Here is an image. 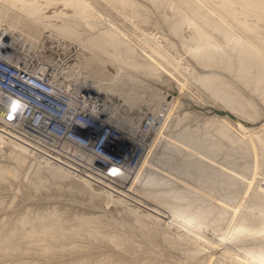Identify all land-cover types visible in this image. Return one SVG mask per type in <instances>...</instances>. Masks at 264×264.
Wrapping results in <instances>:
<instances>
[{"label":"bare ground","instance_id":"1","mask_svg":"<svg viewBox=\"0 0 264 264\" xmlns=\"http://www.w3.org/2000/svg\"><path fill=\"white\" fill-rule=\"evenodd\" d=\"M263 24L264 0H0L7 61L146 142L105 176L0 119V184L39 199L3 188L0 264H264Z\"/></svg>","mask_w":264,"mask_h":264},{"label":"built area","instance_id":"2","mask_svg":"<svg viewBox=\"0 0 264 264\" xmlns=\"http://www.w3.org/2000/svg\"><path fill=\"white\" fill-rule=\"evenodd\" d=\"M83 101L81 97L75 104L48 73L10 63L0 48L1 120L16 125L23 139L33 138L43 147L67 141L83 149L95 157L90 165L105 176H113V170L135 167L146 142L140 136L128 137L86 108ZM156 122L147 114L141 130L146 132ZM78 159L86 162L80 155Z\"/></svg>","mask_w":264,"mask_h":264},{"label":"rangeland","instance_id":"3","mask_svg":"<svg viewBox=\"0 0 264 264\" xmlns=\"http://www.w3.org/2000/svg\"><path fill=\"white\" fill-rule=\"evenodd\" d=\"M54 6H55L56 8H57V6L60 7V5H58V4H57V5H54ZM55 7H50V8H48L49 12H52V9L55 8ZM50 10H51V11H50ZM69 12L72 13V9H70ZM263 26H264V24H263ZM50 45L52 46V44L49 43V45L47 46L48 48H46L48 53H51V52H53L54 49H56V48H49ZM52 49H53V50H52ZM34 53H35V54H34ZM54 55H56V57L59 56L60 58H61V57H64V55L61 54V53H59V55L54 53ZM35 56H36V57H35ZM37 56H38V55H37V52H32V57H31V60H30V61L35 60V59L37 58ZM190 106H191V105H190ZM193 106H194L193 108H198V105H197V104H193ZM206 109H207V108H206ZM150 113H151V112H150ZM6 159H7V158H3V159H1V161L5 160V162H3V163H5V164H7V163L10 164V165L13 164L12 166H14V164H16L17 168L20 167V166L18 165L19 162H17V163H18V164H17V163H15V162L13 163V161H11V160H9V159H7V160H6ZM8 160H9V161H8ZM16 166H14V167H16ZM17 168H16V169H17ZM22 169H23V168H22ZM22 169H18V170H22ZM19 173H21V174H20L21 177H19V180L16 181V183L18 182L17 184L19 185V187H17V186H18L17 184H16L17 186H15L18 190H16V188H15V189L12 188L13 191L16 190V192L13 193L14 195H12V196L10 195V194H12V193H11L12 190L10 191V186H8L7 184H6V185H4V184H0V187H1V188H0V191H1L0 194L3 193V192H2L3 188H4V190H6V191L3 190L4 193H5L6 195L3 193L2 196H3V195H5V196H7V197H10V196H11V199L13 198V196H14V197H15V196H17V197L19 196L18 198H17V197L13 198L14 200L12 199L10 203L8 202L9 204L7 203L8 206L11 207L10 204H11L12 202L15 203V201H16L17 206L14 205V203H12L15 207L12 205L11 210H12V208H13V210H17L16 207H17V208L20 207V208H18V209H22V208H25V207L28 206V205H31V203H32L31 199H30V200L28 199V200L26 201V202H29V203H27L28 205H26V206H25L26 202H25V204H24V203L22 204V202H24V199H23V201H22L21 199L24 198L23 196H25V195H27L28 198H30V197H32V196L34 197L33 194L35 193L33 190H30V188H27V189H28V191H26L27 194H25L26 192L24 193V191H25V190H24V189H25V186L23 185L22 181H23V177H24V174L26 173V171H24V169H23V172L21 171V172H19ZM22 173H23V174H22ZM20 178H22V180H21ZM2 185H3V186H2ZM22 185H23L24 187H23ZM4 186H5V187H4ZM5 188H6V189H5ZM8 188H9V189H8ZM22 188H23V190H22L23 193H22V192H19ZM7 190H8V191H7ZM13 191H12V192H13ZM17 191H18L19 193H18ZM6 192H7V193L10 192V193L7 195ZM15 193H17V194L15 195ZM31 193H32V194H31ZM20 194H22L21 197H20ZM28 194H30V196H29ZM36 194L39 195V194H41V193H36ZM36 194H35V195H36ZM66 194H67V192H66ZM54 195H57V194H54ZM58 195H61V194H58ZM58 195H57V196H58ZM36 197H37V196H36ZM15 199H16V200H15ZM17 199H19V200H17ZM20 200H21V201H20ZM38 200H39V199H38ZM38 200H36V202H39ZM9 201H10V200H9ZM18 201H19V202H18ZM30 201H31V203H30ZM147 201H148V200L144 201L145 203H147V206L145 205V207H149V206H150V203L148 204ZM17 202H18V203H17ZM20 202H21V203H20ZM36 202L33 201L32 204H35V205H36V204H37ZM40 202H42V200H41ZM64 202L68 203L67 201H64ZM19 203H20L21 205H24V207H22ZM18 205H19V206H18ZM21 207H22V208H21ZM158 208H159V207H158ZM164 215H166L167 217L172 216V214H170V213H168V212H164ZM161 219H163V220H165V221H169V220H170V219L168 220L166 217H165V218H162V217H161ZM256 236H258V235L256 234ZM256 236H255V237H256Z\"/></svg>","mask_w":264,"mask_h":264}]
</instances>
